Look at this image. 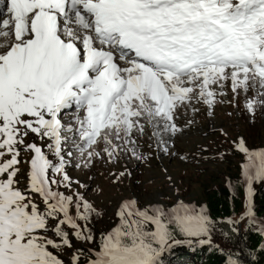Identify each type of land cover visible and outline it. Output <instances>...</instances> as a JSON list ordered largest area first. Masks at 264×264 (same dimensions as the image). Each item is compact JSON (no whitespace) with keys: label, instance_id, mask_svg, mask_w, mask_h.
I'll use <instances>...</instances> for the list:
<instances>
[{"label":"snow or ice","instance_id":"snow-or-ice-1","mask_svg":"<svg viewBox=\"0 0 264 264\" xmlns=\"http://www.w3.org/2000/svg\"><path fill=\"white\" fill-rule=\"evenodd\" d=\"M7 12L0 18V264H64L52 250H73L71 264L84 255L87 264H162L173 245L210 243L206 206L177 199L141 207L135 198L119 204L118 223L97 243L92 225L102 213L67 168L73 157L83 168L122 156L147 160L145 137L175 155L177 121L201 107L211 116L227 89V103L242 101L251 118L264 114V0H10ZM236 150L248 200L241 220L252 225L264 149L240 138ZM73 239L96 247L74 248Z\"/></svg>","mask_w":264,"mask_h":264},{"label":"rangeland","instance_id":"rangeland-1","mask_svg":"<svg viewBox=\"0 0 264 264\" xmlns=\"http://www.w3.org/2000/svg\"><path fill=\"white\" fill-rule=\"evenodd\" d=\"M9 1L0 0V18L10 17L7 12ZM227 91L229 94L222 98L225 103L217 104L211 116L205 107H201L199 112L189 111L177 121L183 131L173 138L171 151L175 155H165L149 147L152 141L145 137L140 141V151L149 157L147 160L122 156L114 163L97 160L91 168H83L76 167L79 160L73 157L67 168L68 174L86 185L77 190L105 214L106 220L116 213L126 198L137 199L141 207L155 203L171 207L177 199L185 204L204 205V185L214 188L216 183L224 181L229 167L234 169L239 165L241 174L243 154L240 153L237 159H229L224 155L225 148H236L239 139L243 138L250 150L264 149V135L260 136L259 145H250L246 138L248 127L239 114L246 113L243 102L239 107L227 103L231 99L230 89ZM188 120L193 122L188 124ZM121 172L125 175L120 176ZM167 177H171V181ZM189 187L191 189L187 190Z\"/></svg>","mask_w":264,"mask_h":264},{"label":"trees","instance_id":"trees-1","mask_svg":"<svg viewBox=\"0 0 264 264\" xmlns=\"http://www.w3.org/2000/svg\"><path fill=\"white\" fill-rule=\"evenodd\" d=\"M239 114L248 127L246 138L250 145H259V138L264 135V114L257 112L254 118H251L247 112ZM224 155L229 159H237L240 157V152L229 146L225 148ZM190 189L191 187L187 190ZM253 193L255 223L249 225L247 219L241 220L246 213L248 200L239 165L234 169L229 167L227 178L216 183L214 188L204 185L203 196L206 201L202 206H206L208 215L213 221L210 243L200 244L199 240L192 238L191 244L173 245L163 253L162 264H228L229 257L238 260L239 264H264V182L254 183ZM99 212L102 215L94 219L92 225L97 243L102 233L110 231L118 223L115 213L106 220L105 214ZM233 227L238 231L233 232ZM177 238L185 239L180 236ZM73 245L74 248L85 249L96 247L95 244H82L74 239ZM52 251L64 261V264H71L69 258L72 257L73 250L59 253ZM87 258V255L82 256L81 264H87Z\"/></svg>","mask_w":264,"mask_h":264},{"label":"bare ground","instance_id":"bare-ground-1","mask_svg":"<svg viewBox=\"0 0 264 264\" xmlns=\"http://www.w3.org/2000/svg\"><path fill=\"white\" fill-rule=\"evenodd\" d=\"M9 3H10V1H9Z\"/></svg>","mask_w":264,"mask_h":264}]
</instances>
